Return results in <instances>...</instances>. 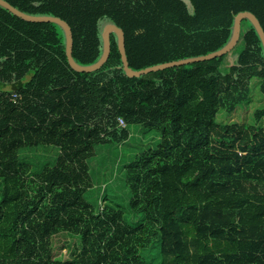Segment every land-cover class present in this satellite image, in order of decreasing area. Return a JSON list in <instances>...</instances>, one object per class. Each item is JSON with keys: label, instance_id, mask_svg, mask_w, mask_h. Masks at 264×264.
<instances>
[{"label": "trees", "instance_id": "obj_1", "mask_svg": "<svg viewBox=\"0 0 264 264\" xmlns=\"http://www.w3.org/2000/svg\"><path fill=\"white\" fill-rule=\"evenodd\" d=\"M5 1L65 20L84 66L108 23L133 70L220 50L241 12L264 29V0ZM240 44L233 61L131 78L112 34L103 67L78 72L61 26L0 6V264H264V107L229 120L253 79L264 94L247 19ZM24 149H53L55 164L25 162Z\"/></svg>", "mask_w": 264, "mask_h": 264}, {"label": "water", "instance_id": "obj_2", "mask_svg": "<svg viewBox=\"0 0 264 264\" xmlns=\"http://www.w3.org/2000/svg\"><path fill=\"white\" fill-rule=\"evenodd\" d=\"M0 6L5 7L6 9L11 11L16 16L26 21H29V22H33V23L50 22V23H55L61 26L66 36V55H67L69 64L75 71H78V72H94L103 67V65L108 61L110 53H111V35L112 34H115L117 36L118 47H119V50L122 56V62H123L125 73L127 74V76L131 78L141 77L142 75L149 74L151 72L161 71V70H165V69L176 67V66H182L186 64L195 63V62L211 60V59H214L216 57H221L231 52L237 46L238 42L240 41L241 32H242V21L244 19L249 20V22L254 26L264 46V29L259 19L253 13L245 11V12L239 13L236 16L235 21H234V26H233L232 37L230 41L220 50L209 53L207 55H202L198 57L186 58V59H181L178 61L158 64V65L151 66L143 70H133L130 67L127 53H126L124 31L120 27H118L116 24L108 23L105 25L102 31L103 53H102L101 58L92 65L84 66V65L78 64L76 60L74 59L73 33H72L71 27L65 20L59 17L47 16V15H30V14L22 12L21 10L12 6L9 2L5 0H0Z\"/></svg>", "mask_w": 264, "mask_h": 264}, {"label": "rangeland", "instance_id": "obj_3", "mask_svg": "<svg viewBox=\"0 0 264 264\" xmlns=\"http://www.w3.org/2000/svg\"><path fill=\"white\" fill-rule=\"evenodd\" d=\"M245 28V26H244ZM61 31V30H60ZM241 44L237 45L230 53H229V57L227 58V60H235V58L238 55V52L241 49ZM232 60V61H233ZM260 84H261V80L258 78H255L252 80V84H251V93H250V97L248 102H246L239 111L235 112L231 118H229L230 121L236 120L238 122L241 123H253L255 122L254 119V113L257 109L259 108H263L264 107V94L261 93L260 91ZM221 121H225L226 116L225 115H220L219 116ZM260 125L264 126V119L259 123ZM143 132L147 131H136L133 130V140H148L145 139L146 136H144ZM150 135V134H149ZM151 136V135H150ZM150 141V140H149ZM27 153H26V152ZM25 154H22V159L26 162V161H30L33 160L31 163L34 166H38V163L41 162L43 159H48V164L53 165L55 164V159H56V152L55 150H49L46 153H43V151L38 152L37 154H30L32 151L28 150V149H24ZM64 252H66V249H64Z\"/></svg>", "mask_w": 264, "mask_h": 264}, {"label": "built area", "instance_id": "obj_4", "mask_svg": "<svg viewBox=\"0 0 264 264\" xmlns=\"http://www.w3.org/2000/svg\"><path fill=\"white\" fill-rule=\"evenodd\" d=\"M14 96L17 97V94H14ZM119 121H120V123H121L122 125H125V122H124V120H123L122 118H120Z\"/></svg>", "mask_w": 264, "mask_h": 264}]
</instances>
